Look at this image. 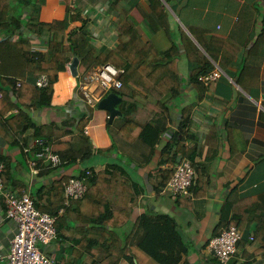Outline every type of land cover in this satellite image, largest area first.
I'll return each instance as SVG.
<instances>
[{"label":"crops","instance_id":"0c3cea01","mask_svg":"<svg viewBox=\"0 0 264 264\" xmlns=\"http://www.w3.org/2000/svg\"><path fill=\"white\" fill-rule=\"evenodd\" d=\"M162 1L169 13L170 31L174 32L175 25H180L199 45L188 27L196 33L202 29L208 36L225 39L229 46L224 45V41L219 44L225 46L226 53L236 51L233 62L226 64L225 69L220 68L221 75L213 87L206 89L199 100L196 89L188 80L185 56H181L178 71L182 94L178 100L168 103L167 130L160 136L153 152L132 132L136 124L121 116V97L114 89L100 92V99L111 93L120 99L115 105L118 113L112 119L106 109L99 107L100 100L95 107L83 101L80 82L95 65L83 70L78 68L76 77L66 66L56 75L49 98L32 101L31 96L25 95L22 100L27 106L9 93L11 104L26 114V122L32 126L21 132L25 123L21 116L12 122L17 130L13 134L14 141L9 142L6 135H0V160L4 163V178L8 179L4 187L17 192L29 191L39 203L41 196L48 197L63 177H78L84 171L90 177L93 172L107 168L118 179L110 192L103 191L99 195L101 201L108 202L113 212L130 209L131 223L146 212L171 216L188 246L181 264H218L206 246L220 231L222 207L234 193L237 207L231 210V214H236L240 208L244 218L254 216V219L244 227L243 238L238 242L230 264H264V249H260L259 241H264V42H258L264 25V0ZM13 2L11 0V5ZM112 3L113 0H69V7L77 20L68 21L65 33H71L85 21L90 49L97 52L114 48L118 43L119 25L118 11L112 8ZM118 3L131 10V16L140 23L138 31L143 38L152 40L159 49L168 47L163 30L153 33L141 25V11L151 14L146 0H119ZM35 4L39 6L37 17L41 22L62 20L67 16L65 0H35ZM31 10V6H23L24 14ZM156 21L161 24L158 19ZM24 34L31 38L34 50L43 52L47 49V38H33L27 31ZM213 50L217 52L216 47ZM90 89L96 93L99 91L94 85ZM130 89L137 93V101H150L154 105L155 100L147 99L142 91ZM118 90L130 92L125 86ZM2 97L0 92V99ZM33 104L41 106L34 108ZM187 105H193V108L186 135H181L180 140L186 148L195 149L193 162L198 166L199 174L196 171L191 197H172L154 191V184L160 169L172 167L159 164V158L164 146L178 130L181 110ZM4 110L3 120L18 114L11 106L9 109L4 107ZM85 116L89 117L82 125ZM141 116L145 122L162 118L155 109L143 111ZM79 125H82L80 130ZM37 138L50 143L60 158L58 164L50 165L48 160L36 156ZM174 150L173 146L171 152ZM177 159L189 160L180 153ZM29 162L35 164L36 173L31 171ZM99 210L100 203L89 199L76 207L72 214L88 220ZM257 216L260 217L259 224ZM16 228V224L6 217L0 195V264H5L3 257L9 250ZM111 228L125 237L131 227L127 224ZM249 234L256 235V238L249 239ZM39 246L51 257L53 264H89V259L98 264L107 254L99 246L96 251H78L73 238L58 234L57 230L52 241ZM130 249L134 264H152L134 243ZM118 264L131 263L122 259Z\"/></svg>","mask_w":264,"mask_h":264},{"label":"trees","instance_id":"16d2710c","mask_svg":"<svg viewBox=\"0 0 264 264\" xmlns=\"http://www.w3.org/2000/svg\"><path fill=\"white\" fill-rule=\"evenodd\" d=\"M12 1L14 2L11 5V0H0V92L3 96L0 99V135H6V140L9 142L14 141L13 134L17 131L12 125L13 120L23 117L25 123L20 129L21 132L32 126L26 122L28 120L26 114L11 104L9 93H12L17 101L24 106H27L22 100L25 95L31 96L32 101H42L49 98L56 75L65 70L69 60L72 59L73 55H76L79 60V70L90 65L97 66L107 63L123 69L119 79L130 92L115 90V93L121 97L119 104L121 116L136 124V129L132 132L153 152L160 136L167 130L168 103L178 100L182 94L181 75L178 71L181 56H185L189 68L188 80L196 89L197 97L200 100L207 89L201 77L207 75L214 68V64L225 69L226 64L233 62L236 54V51L232 54L226 53L224 49V45H228L226 40L215 35L208 36L205 30L200 29L196 33L188 27L199 45L187 35L180 25H175L176 30L174 32L170 31L167 21L169 13L162 0H146L151 9V14L139 10L143 18L142 26L153 33L163 30L168 42L166 49H159L152 40L143 38L138 31L140 23L131 16V10L119 5V0H113L112 8L118 11V43L110 50L100 49L97 52L89 48L87 23L85 21L71 33H65L68 21L77 20V17L72 14V8L69 7V0H65L67 16L62 20L51 22H41L38 19L39 6L35 4V0ZM23 6H31V12L24 14ZM24 31L36 39L47 38V49L43 52L34 50L31 46V38L27 37ZM220 41H224V45L219 44ZM258 42H264V25ZM215 47L217 52L213 50ZM220 51L222 52L219 53ZM37 75H44L48 79L49 85L43 88L35 87L33 80ZM18 81H20L19 85H17ZM130 88H137L143 92L147 99L155 100L154 105L150 101L144 103L137 101V93ZM10 106L17 109L18 114L3 120L1 115L5 112L4 107L9 109ZM40 106L41 104L32 105L34 108ZM192 108L193 105L182 108L178 130L173 133L161 151L159 164L172 167H163L156 173L157 183L154 184V191L161 192L171 179L173 168L177 164L178 153L191 160L195 174L196 171L199 174L198 166L194 165L193 162L195 149L186 148L182 139L180 140L181 135H186ZM149 109L160 112L162 118L143 121L141 114ZM88 117L82 118V125L86 123ZM82 125L78 126L79 130ZM37 139H41L50 145L43 138ZM173 146L175 150L171 152ZM40 149L41 147L37 145L34 153ZM53 152L55 151L53 150ZM4 171L1 174V179L5 186L8 179L4 178ZM69 178L71 177H63L54 185L55 188L52 185L51 188H54V191L45 199L41 196V203L40 201L38 203L33 197L32 199L38 210L57 216L55 223L57 233L63 236H71L76 244V250L96 251L99 246L107 254L98 264H118L122 259L134 264L135 258L130 249V245L134 243L141 252L156 264L182 263L183 257L188 252V246L183 242L177 230L176 222L171 216L146 212L131 223L130 209L113 212L110 210L108 202L101 201L99 195L103 191L110 192L118 179L114 172L105 168L93 172L90 177H87L86 171H84L75 178L83 179L87 187L86 192L81 199H71L68 204H65L64 188ZM192 190L193 188H191ZM233 194H230L222 207L218 227L234 225L244 234V227L254 219V216L249 218L247 216L248 219L244 218L240 208L241 214L239 211L236 214H231V210L237 207ZM89 199L100 203L98 214L91 216L88 220L75 217L72 214L74 209L84 205ZM59 207L62 208L60 215L57 211ZM257 218V224H259L260 217L257 216ZM127 224L131 228L125 237L119 236L115 229L111 228ZM254 238L256 235L251 240ZM259 241L261 242L260 249H264V241ZM89 264L97 263L89 259Z\"/></svg>","mask_w":264,"mask_h":264},{"label":"built area","instance_id":"2783aa9c","mask_svg":"<svg viewBox=\"0 0 264 264\" xmlns=\"http://www.w3.org/2000/svg\"><path fill=\"white\" fill-rule=\"evenodd\" d=\"M123 69L116 68L111 64L97 65L90 70L80 82V91L83 101L91 105L100 100L101 91L111 89L118 90L123 87L119 75ZM221 75V69L214 64V68L205 76L201 77L207 89H211ZM34 85L37 88L47 87L48 79L44 75L35 77ZM20 81L17 82L19 85ZM94 85L98 93L90 90ZM36 144L41 149L35 153L37 157L48 160L50 165L60 162L58 153L52 151L50 145L43 140L36 139ZM31 171L37 172L35 164L29 162ZM4 170V163L0 160V195L5 205V214L8 219L16 224V232L10 240L8 252L3 257L5 264H53V260L39 246L46 244L56 236L57 216L38 210L33 202L29 191L17 192L3 185L1 174ZM195 170L192 163L185 159L179 161L174 169L171 179L166 183L161 193L169 194L172 197H191V188L194 185ZM86 184L83 179L71 177L64 188L65 204L71 199H81L86 192ZM59 215L62 208L57 209ZM243 238L242 232L234 225L220 229L207 243V250L217 259L218 264H230L238 242ZM252 239V234L248 235Z\"/></svg>","mask_w":264,"mask_h":264},{"label":"water","instance_id":"95a60500","mask_svg":"<svg viewBox=\"0 0 264 264\" xmlns=\"http://www.w3.org/2000/svg\"><path fill=\"white\" fill-rule=\"evenodd\" d=\"M78 65V57L76 55H73L70 63L67 65L69 72L73 77H76L78 75ZM90 90L92 91V89ZM118 102H120L119 97L111 93L107 95V97L100 99L98 105L99 107L106 109L109 112V118L112 119L114 115L118 113V110L115 109V105ZM177 162H179V159H177Z\"/></svg>","mask_w":264,"mask_h":264},{"label":"rangeland","instance_id":"374dc122","mask_svg":"<svg viewBox=\"0 0 264 264\" xmlns=\"http://www.w3.org/2000/svg\"><path fill=\"white\" fill-rule=\"evenodd\" d=\"M96 105H97L96 103H92V104L90 105V107H95ZM147 259H148V258H147ZM149 261H150V263L155 264V262L151 261L150 259H149Z\"/></svg>","mask_w":264,"mask_h":264}]
</instances>
